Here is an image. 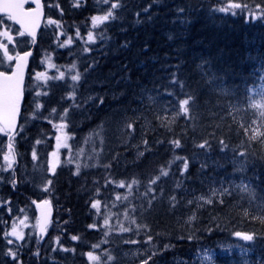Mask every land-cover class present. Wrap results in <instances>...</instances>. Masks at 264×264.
<instances>
[{
  "label": "trees",
  "instance_id": "16d2710c",
  "mask_svg": "<svg viewBox=\"0 0 264 264\" xmlns=\"http://www.w3.org/2000/svg\"><path fill=\"white\" fill-rule=\"evenodd\" d=\"M202 1L98 0L96 10L104 9V14L112 3H118L119 7L111 9L115 19L98 22L95 27L92 17L97 13L86 4L62 7L63 13L54 16L61 25L45 26L39 36L36 59L45 58L58 68L56 76L64 71L81 75L83 68L79 67L96 59L91 78L98 81L105 98L96 102V110L91 114L87 109H74L66 101L65 91L55 87L58 80L48 97L37 95L46 83L29 85L33 90L27 94L24 114L27 112V119L38 118L42 126L37 131L29 127L21 146L29 151L36 146L37 155H41L45 148L40 137L50 136L52 121L59 120L71 130L70 147L75 153L82 148L88 152L93 141L92 156L96 158L77 166V172L68 168L55 177H40L37 173L25 177L15 197L28 209L31 199L39 195L36 182L46 184L63 220L65 236L92 237L108 264H113L116 258L107 252L111 246L120 250L123 243L128 247L148 243L151 241L148 236L156 238L151 245L159 249L154 259L164 254L160 261L175 264L176 258L190 259L202 245L223 236H234L238 229L250 233L259 231L258 226L264 227L259 217L239 218L243 211L231 203L234 199L228 195H224L222 203L215 198L211 205L201 204L197 195L206 192L202 187L219 185L225 177L220 172L208 174L195 163L206 157L214 158L213 153L217 157L232 149L237 154L240 153L237 148H244L254 154V161L262 162L260 170L264 168V144L259 141L260 136L250 139L258 129L247 118L242 121L237 118L227 106L228 98L223 97L229 91L242 93L254 73L264 71V11H261L264 0ZM231 3L241 7L219 11ZM89 32L93 42L88 40ZM103 38L107 44L103 49L99 45L97 55L91 54V48ZM250 69L252 74H248ZM52 81L48 80L47 85ZM151 91H159L169 108L174 107V94L192 97L195 111L189 110L182 119H172L169 109L164 108L163 112L155 95L148 94ZM37 103L41 105L39 109ZM81 120L85 122L79 124ZM173 141H179L180 147H175ZM201 144L205 147H199ZM185 160L190 166L187 170ZM161 169L168 175H161ZM261 174L264 179V173ZM133 180L138 183L132 184ZM152 180L156 182L153 184ZM121 182L124 187L119 186ZM96 201L98 207L92 208ZM105 221L111 226L109 234L116 229L122 232L114 231V237L108 235ZM93 224L102 230L93 232L89 227ZM65 236L61 232L65 243H73L72 258L67 264L85 263L84 252L88 247L69 242L70 237L67 240ZM38 250L35 246L34 252ZM109 256L113 259L109 260Z\"/></svg>",
  "mask_w": 264,
  "mask_h": 264
},
{
  "label": "snow or ice",
  "instance_id": "6c2138e0",
  "mask_svg": "<svg viewBox=\"0 0 264 264\" xmlns=\"http://www.w3.org/2000/svg\"><path fill=\"white\" fill-rule=\"evenodd\" d=\"M34 2L36 4V7L30 11L25 10L23 0H10V2H6L3 5H0V8H2V10L7 13L8 19L15 21L16 24L20 25V30L18 34L20 36L27 35L31 37L33 43H35V28L39 26L40 16H41L40 2L39 0H34ZM104 2L107 3L108 0H104ZM76 6H79V4L77 3ZM117 7H119L118 3L111 4V9H116ZM239 7H241L240 4L231 3L228 5V8L222 7L219 9V11L224 12V11H227L229 8H239ZM111 9L103 16H93L92 17L93 26L94 27L97 26L98 22H103L109 19H115V16ZM261 11H264V9H262ZM48 24H58V22L54 20H49ZM0 35L6 36L8 41L10 43L12 42V36L8 35L7 31L0 33ZM77 35H79V33H77ZM88 36H89V41H92L93 37H92L91 32H89ZM0 50L3 51V55L6 60L12 61L13 59H15L16 61L15 67L13 68L11 74L0 71V133H4L5 135H8V138H9L8 153L4 155V160L6 162L7 167L4 168L3 170L6 171L13 167V164L15 161L14 144L12 141L14 139L15 132L17 129V117L20 114L21 100L24 95L23 67L26 63L27 57L31 55V53L25 52L23 56H20L19 54H17L15 57H13L9 55L8 47L2 43H0ZM63 75L64 74L61 73L60 78H63ZM42 76H44L43 73H37L36 78L40 79ZM80 79H81L80 74L72 76L73 81H79ZM37 95H40V93H37ZM259 95L261 99L259 101L253 100L250 107L260 110L259 115L262 119H264V91L259 93ZM89 99H91V97H89ZM192 99H193L192 97H188L180 101V112L181 113L188 115L189 113L188 105L190 104V101ZM40 107L41 105L37 103L36 108L39 109ZM53 112H55V109H53ZM65 113H67V110H65ZM63 118L64 117H62V119ZM60 127L63 128V127H66V125L62 124L60 125ZM128 127L131 128L132 125L129 124ZM257 136L264 137V133H260L257 131L250 137V139L256 140ZM57 139L59 141L60 137L58 136ZM260 142L264 144V139H261ZM37 143H39V141H37ZM145 143L147 142L145 141ZM173 144L175 147H180L179 141H173ZM199 147L204 148L205 144H201L199 145ZM138 155L142 156L143 153H139ZM241 155H243V153ZM33 159H36L35 150L33 151ZM177 159H180V158L177 157ZM187 167H188V162L185 160L184 161L185 170H187ZM160 174L165 175V176L168 175L167 171H165L164 169H161ZM158 179H159V176L156 177V180ZM156 180H152L151 183L154 184ZM12 183L15 184V181L13 180ZM48 183L50 184L51 181H49ZM136 183H138L136 180L132 181V184H136ZM119 186L124 187L125 185L123 184V182H121ZM128 187H131V185H128ZM45 191H47V187H45ZM241 191L249 192V189L246 185H242ZM250 196L254 198L253 193H250ZM171 199L175 201V197H172ZM200 199L204 200L205 203H212V200L210 198L205 199L204 197H200ZM222 202L223 201H221V203ZM43 203L47 205L49 202L45 200ZM189 203H192V201H189ZM149 204H151V201H149ZM98 205H99V201H96L92 203L91 206L92 208H97ZM245 215H248V213L245 212ZM194 218H195L194 216L189 217L190 220ZM253 219H257V217H253ZM259 219L261 223H264V216L259 217ZM21 223H23V221H21ZM105 223H107V221H105ZM89 227H92V225H90ZM5 235L6 236L12 235V236H15L17 239H22L21 234L16 230V225L13 226V230L11 233H6ZM235 235L245 241H251L254 239L253 235L251 234H244V233L236 232ZM72 239L76 240L78 239V237L73 236ZM8 243L12 244L13 241L9 240ZM95 247H98V245H93V248ZM167 247L168 245H165V248ZM7 255L12 257L14 264H15V261H17L18 259L17 253L9 249V251L7 252ZM87 255H88L89 261L99 260V257L95 256L92 252H89ZM205 258L207 259L208 257H205ZM108 259L111 260L113 258L109 256ZM149 259H151V257H149ZM144 264H148V261L147 260L144 261Z\"/></svg>",
  "mask_w": 264,
  "mask_h": 264
},
{
  "label": "rangeland",
  "instance_id": "374dc122",
  "mask_svg": "<svg viewBox=\"0 0 264 264\" xmlns=\"http://www.w3.org/2000/svg\"><path fill=\"white\" fill-rule=\"evenodd\" d=\"M104 14V12L100 13V15ZM91 99H95L97 97V94L95 92H92L91 95H90ZM60 126L59 125H55L54 126V132H55V141L58 143V147H65L66 146V143H67V140H68V137L66 135H63L62 131H61V127L60 129H58ZM60 137L59 141L57 139V137ZM7 149H8V146H7ZM2 152H3V155L1 157V162H0V183L1 182V179H4V182L6 184H12V183H9L10 180H11V175H8L11 173V169H8V170H3L4 168L7 167L6 165V162L4 160V155L7 153H4V147H2ZM18 156H21V152L18 153ZM55 160L52 159V162L50 164V167H53V164L55 163L54 162ZM16 163V157H15V161H14V164L13 166L15 165ZM17 165V164H16ZM2 186V184H0V187ZM4 206V210L8 213L11 212V204L9 202H6ZM245 212L248 213V215H245ZM264 214V199H261V198H258L256 199L255 201H253L252 203H250L249 205L246 206V208L244 209V211L241 213V219H244L246 218L247 216H250V217H258V216H261ZM104 226H106V223L103 224ZM18 225H16L17 227ZM30 225L29 224H25V225H21V226H18L17 227V231L21 234H23V231L26 229V228H29V230H31L32 232L35 230V229H31V226L29 227ZM13 230V228H12ZM12 230L9 232L11 233ZM106 232L108 233V230L109 228L106 227L105 228ZM9 239L12 240L13 242L15 241H20L21 239H17L15 236H12V235H9ZM13 244V243H12ZM11 245V244H10ZM262 250L264 251V248H262ZM136 260V259H135ZM92 264V262H90ZM123 264H129L128 262H126V260H124Z\"/></svg>",
  "mask_w": 264,
  "mask_h": 264
},
{
  "label": "water",
  "instance_id": "95a60500",
  "mask_svg": "<svg viewBox=\"0 0 264 264\" xmlns=\"http://www.w3.org/2000/svg\"><path fill=\"white\" fill-rule=\"evenodd\" d=\"M23 2H24V6L27 3H30V2L35 4V2H33L32 0H23ZM41 14H42V12H41ZM41 22H42V18H40L39 26L35 28V38H36V36H37V34L39 32V29H40V26H41ZM18 26L20 27L19 24H18ZM29 53L32 54V51H30ZM21 56H23V55H21ZM30 56L31 55H29L27 57L25 65L27 64L28 59H29ZM17 119H18V117H17ZM37 210L39 212L38 213L39 214V231H38V233L44 236L45 235V231H46V227L49 224V219H48L49 215L48 216L46 215L45 207L42 204L40 206L39 205L37 206Z\"/></svg>",
  "mask_w": 264,
  "mask_h": 264
},
{
  "label": "bare ground",
  "instance_id": "6f19581e",
  "mask_svg": "<svg viewBox=\"0 0 264 264\" xmlns=\"http://www.w3.org/2000/svg\"><path fill=\"white\" fill-rule=\"evenodd\" d=\"M201 1H202V0H201ZM178 2H179V1H178ZM214 2H215V1H214ZM202 3H203V1H202ZM213 4H214V3H213ZM213 4H212V5H213ZM178 5H180V4H178ZM185 6H186V5H185ZM181 7H182V6H181ZM192 10H193V8H192ZM198 11H199V10H198ZM202 19H203V18H202ZM198 21H199V20H198ZM199 23H200V22H199ZM205 23H206V22H205ZM206 27H207V26H206ZM192 30H193V29H192ZM188 33H189V32H188ZM225 34H226V33H225ZM227 34H228V33H227ZM229 35H230V34H229ZM185 38H186V37H185ZM198 38H199V37H198ZM222 38H224V37H222ZM222 38H221V40H222ZM158 41H159V40H158ZM229 41H230V40H229ZM221 42H222V41H221ZM226 42H227V41H226ZM226 42H225V43H226ZM226 44H227V43H226ZM220 45H221V44H220ZM207 46H208V45H207ZM225 46H226V45H225ZM229 46H230V45H229ZM217 47H218V46H217ZM152 49H153V48H152ZM162 49H163V48H162ZM218 49H219V48H218ZM218 49H217V51H218ZM206 52H207V51H206ZM151 53H152V52H151ZM177 54H178V53H177ZM208 54H209V53H208ZM218 54H219V53H218ZM218 54H217V56H218ZM149 55H150V54H149ZM225 55H226V54H225ZM252 55H253V54H252ZM208 56H209V55H208ZM213 56H214V55H213ZM209 57H210V56H209ZM220 57H221V55H220ZM222 58H223V57H222ZM219 59H220V58H219ZM246 59H247V57H246ZM208 60H209V59H208ZM227 60H228V59H227ZM227 60H226V61H227ZM181 61H182V60H181ZM210 61H211V60H210ZM226 61H225V62H226ZM246 61H247V60H246ZM144 62H145V61H144ZM211 62H212V61H211ZM211 62H210V63H211ZM247 62H248V61H247ZM160 64H161V62H160ZM223 64H224V63H223ZM242 64H243V63H242ZM242 64H241V65H242ZM245 64H246V63H245ZM215 65H216V64H215ZM232 65H233V64H232ZM235 65H236V63H235ZM250 65H251V64H250ZM211 66H212V65H211ZM221 66H222V65H221ZM237 66H238V65H237ZM244 66H245V65H244ZM246 66H248V64H247ZM215 67H216V66H215ZM217 67H219V66H217ZM232 67H233V66H232ZM215 69H216V68H215ZM222 70H223V69H222ZM240 70H241V68H240ZM211 71H212V70H211ZM219 71H220V69H219ZM241 71H242V70H241ZM251 71H252V70H251ZM182 72H183V71H182ZM216 72H217V71H216ZM225 72H226V71H225ZM229 72H230V71H229ZM242 72H243V71H242ZM222 73H223V72H222ZM133 75H134V74H133ZM238 91H239V90H238ZM201 95H202V94H201ZM212 96H213V95H212ZM211 98H212V97H211ZM212 99H213V98H212ZM209 100H210V99H209ZM212 103H213V102H212ZM213 104H214V103H213ZM103 123H104V122H103ZM110 124H111V123H110ZM110 126H111V125H110ZM108 127H109V126H108ZM112 127H113V126H112ZM109 129H110V128H109ZM93 130H94V129H93ZM112 131H113V130H112ZM135 135H136V134H135ZM138 137H139V136H138ZM151 137H152V136H151ZM153 137H154V136H153ZM153 137H152V138H153ZM113 138H114V137H113ZM136 140H137V139H136ZM132 141H133V140H132ZM130 143H131V142H130ZM146 144H147V143H146ZM131 145H132V144H131ZM137 147H138V146H137ZM157 149H158V148H157ZM158 150H159V149H158ZM132 151H133V150H132ZM156 152H157V151H156ZM152 153H153V152H152ZM150 154H151V153H150ZM109 158H110V157H109ZM124 166H125V165H124ZM196 166H197V165H196ZM125 167H126V166H125ZM189 167H190V166H189ZM189 167H188V168H189ZM196 168H197V167H196ZM194 170H196V169H194ZM183 172H184V171H183ZM188 173H189V172H188ZM188 173H187V174H188ZM197 173H198V172H197ZM185 174H186V173H185ZM198 174H199V173H198ZM188 175H189V174H188ZM203 175H204V174H203ZM87 176H88V175H87ZM184 176H185V175H184ZM97 177H98V176H97ZM198 180H199V179H198ZM192 182H193V181H192ZM193 184H194V183H193ZM70 186H71V185H70ZM29 188H30V187H29ZM68 199H69V198H68ZM66 200H67V199H66ZM180 256H181V255H180ZM186 259H187V258H186Z\"/></svg>",
  "mask_w": 264,
  "mask_h": 264
}]
</instances>
